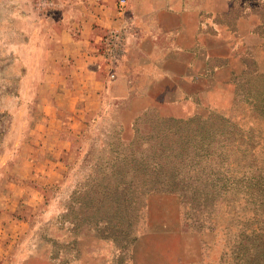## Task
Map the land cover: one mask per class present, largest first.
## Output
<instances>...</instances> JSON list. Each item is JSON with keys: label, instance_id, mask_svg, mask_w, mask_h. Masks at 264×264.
Wrapping results in <instances>:
<instances>
[{"label": "rangeland", "instance_id": "obj_1", "mask_svg": "<svg viewBox=\"0 0 264 264\" xmlns=\"http://www.w3.org/2000/svg\"><path fill=\"white\" fill-rule=\"evenodd\" d=\"M185 1L210 10L204 17L210 29L202 34V42L213 56L204 67L228 64L232 72L221 75L231 76L230 83L219 84L212 96L204 94L196 114L229 116L238 126L236 137H252L248 162L264 166V110L253 111L251 106V99L264 90V0ZM44 7V0H0V162L42 112L37 86L48 62V47L38 41ZM161 93L157 89L151 97L111 100L86 123L74 142L64 179L45 189L42 208L29 217V231L1 264H241L236 258L239 234L264 223L254 216L255 205L232 192L216 194L204 205L200 193L179 196L149 190L154 176L145 171L135 178L136 192L121 214L108 201L99 203L98 191L106 183L102 177L118 167L131 142L139 139L134 148L151 154L146 148L156 140L168 149L174 141L179 145L174 132L196 135L186 123L173 121L195 114L177 117L167 108L148 106L162 100ZM191 124L192 129L198 127L197 121ZM151 162L149 158L153 168ZM195 173L190 171L192 178Z\"/></svg>", "mask_w": 264, "mask_h": 264}, {"label": "crops", "instance_id": "obj_2", "mask_svg": "<svg viewBox=\"0 0 264 264\" xmlns=\"http://www.w3.org/2000/svg\"><path fill=\"white\" fill-rule=\"evenodd\" d=\"M45 4L38 37L48 47L44 79L37 86L42 112L0 162V264L29 231V217L42 208L45 189L64 179L86 123L111 100L151 97L158 89L163 99L148 106L187 117L198 113L205 93L212 96L232 79L221 76L229 74L228 64L204 67L213 53L202 42L210 10L200 2L128 0L123 15L117 0ZM212 24L219 29L214 19ZM110 28L126 33L125 53L113 68L104 48Z\"/></svg>", "mask_w": 264, "mask_h": 264}, {"label": "trees", "instance_id": "obj_3", "mask_svg": "<svg viewBox=\"0 0 264 264\" xmlns=\"http://www.w3.org/2000/svg\"><path fill=\"white\" fill-rule=\"evenodd\" d=\"M251 100L253 111L264 110V90ZM202 118L204 116L196 114L187 120H173L186 123L187 129L196 135L174 132L180 142L178 145L174 141L169 149L155 139V144L150 145V149L146 148L151 154H144V150L134 148L139 139L131 142L127 154L118 160V167L102 177L106 183L98 191L99 203L108 201L121 214L129 198L136 192L138 185L135 178L145 171H151L154 177L151 185L146 184L149 190L179 196L200 193V204L204 205L216 194L232 192L244 199L245 203L255 205L253 214L261 217L260 221L264 223V166L248 162V153L254 151L250 142L252 137H236L238 126L229 116L212 111ZM194 121L198 122V127L192 129L191 123ZM149 158L153 159V168L147 164ZM134 163L138 166L135 167ZM233 165L235 167L232 168ZM192 169L196 170L193 178L190 175ZM104 220L111 226L110 219ZM239 237L236 245L238 262L264 264V226L249 232L245 229Z\"/></svg>", "mask_w": 264, "mask_h": 264}, {"label": "built area", "instance_id": "obj_4", "mask_svg": "<svg viewBox=\"0 0 264 264\" xmlns=\"http://www.w3.org/2000/svg\"><path fill=\"white\" fill-rule=\"evenodd\" d=\"M117 4L119 14L123 15L127 10L128 0H117ZM125 38L126 33L123 29L110 28L104 35V48L109 57V61L112 63V68L116 66V62L119 61L125 53ZM117 76L118 73L114 69L112 77L116 78Z\"/></svg>", "mask_w": 264, "mask_h": 264}]
</instances>
